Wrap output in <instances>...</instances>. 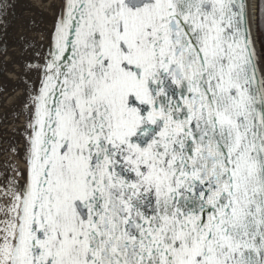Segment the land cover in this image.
I'll return each mask as SVG.
<instances>
[{"label":"snow or ice","instance_id":"obj_1","mask_svg":"<svg viewBox=\"0 0 264 264\" xmlns=\"http://www.w3.org/2000/svg\"><path fill=\"white\" fill-rule=\"evenodd\" d=\"M253 25L264 0H62L0 264H264Z\"/></svg>","mask_w":264,"mask_h":264},{"label":"rangeland","instance_id":"obj_2","mask_svg":"<svg viewBox=\"0 0 264 264\" xmlns=\"http://www.w3.org/2000/svg\"><path fill=\"white\" fill-rule=\"evenodd\" d=\"M7 2L14 4V8L8 9L7 14L0 15V188H3L4 173L10 165L11 158L8 151L18 131L16 123L21 99L19 96L23 78L22 61L25 58L32 29L30 17L22 29H17L16 24L21 12L20 2L18 0H7ZM13 46L15 53L12 55L9 48ZM3 155H7V158L1 163Z\"/></svg>","mask_w":264,"mask_h":264},{"label":"water","instance_id":"obj_3","mask_svg":"<svg viewBox=\"0 0 264 264\" xmlns=\"http://www.w3.org/2000/svg\"><path fill=\"white\" fill-rule=\"evenodd\" d=\"M62 0H53L50 9L46 6L43 12L39 14H31L30 19L32 21L31 38L27 46L25 58L22 61V82H21V94H20V108L18 109V120L16 123V136L11 149L8 151L10 156V165L7 169L8 176L17 177V173L14 169H22L24 165V153H25V139L26 131L25 125L27 122V111L25 109L26 102L29 101V93L34 90H38L40 86L41 73L34 70L37 64L43 65L45 63L44 57L47 55L51 38L54 34V26L57 17L60 12ZM249 17L252 19V13L249 8ZM30 21V20H29ZM252 36L255 42V48L257 53H260L257 36L256 26H252ZM31 66V69L29 68ZM4 187V185H3Z\"/></svg>","mask_w":264,"mask_h":264},{"label":"bare ground","instance_id":"obj_4","mask_svg":"<svg viewBox=\"0 0 264 264\" xmlns=\"http://www.w3.org/2000/svg\"><path fill=\"white\" fill-rule=\"evenodd\" d=\"M18 1L20 2L19 8L21 12H20L18 22L16 24L17 29H20V28L22 29V27L25 25L26 21L29 19L31 14H39L43 12L46 6L48 7V9H50V6H52L53 4V0H18ZM250 10L252 13L251 7H250ZM15 46H13L12 48L11 47L9 48V52H11L12 55L15 53ZM7 77L9 79V75H7ZM16 80L17 78L15 79V83L17 84ZM6 156L7 155L2 156L1 163H3L4 160L7 158Z\"/></svg>","mask_w":264,"mask_h":264},{"label":"trees","instance_id":"obj_5","mask_svg":"<svg viewBox=\"0 0 264 264\" xmlns=\"http://www.w3.org/2000/svg\"><path fill=\"white\" fill-rule=\"evenodd\" d=\"M256 34H257L258 47H259V50H260V53H261L262 51H264V44H262L261 39H258L257 29H256ZM262 35H264V34H262ZM262 59H264V57H262Z\"/></svg>","mask_w":264,"mask_h":264}]
</instances>
